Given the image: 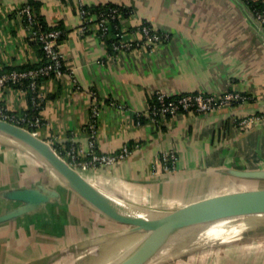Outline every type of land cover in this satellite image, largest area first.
<instances>
[{
  "label": "crops",
  "instance_id": "obj_1",
  "mask_svg": "<svg viewBox=\"0 0 264 264\" xmlns=\"http://www.w3.org/2000/svg\"><path fill=\"white\" fill-rule=\"evenodd\" d=\"M29 1L0 0V68L41 61L22 13ZM36 1L50 25L62 22L68 30L59 45L65 71L41 83L38 100L23 88L0 90V107L17 116L40 115L43 124L32 131L66 161L70 151L77 161L89 160L96 107L97 151L113 153L125 145L133 149L116 165L89 168V175L107 181L100 190L125 199L128 194L111 185L123 182L135 193L148 192L151 199L190 195V203L211 190L258 182L233 174L264 171V26L246 0ZM106 3L131 9L130 16H119L124 39H141V27L148 23L164 40L153 47L111 54L97 34L100 19L94 16L93 30L87 33L79 13L81 6ZM228 90L247 94L250 101L156 123L148 115L157 91L176 96ZM246 118L251 121L244 125ZM2 146L0 264H53L61 249L89 246L123 233L126 225L110 219L61 182L55 183L38 160L27 155L30 152L20 150L23 159L20 151ZM167 151L177 155L172 172L163 168L162 154ZM40 186L49 195L57 194L38 205L8 198L12 191ZM248 189L255 191V187Z\"/></svg>",
  "mask_w": 264,
  "mask_h": 264
},
{
  "label": "water",
  "instance_id": "obj_2",
  "mask_svg": "<svg viewBox=\"0 0 264 264\" xmlns=\"http://www.w3.org/2000/svg\"><path fill=\"white\" fill-rule=\"evenodd\" d=\"M0 134L13 144L32 152L38 160L47 165L58 176L64 186L79 195L98 211L110 219L126 225V233L124 234L123 231L122 236L136 232L145 233L151 230L178 227L191 221L250 219L256 221L257 224L260 223L257 221L264 222V191L197 200L186 204L182 208L168 212H140L124 199L107 194L104 190L93 186L49 142L38 137L30 130L0 118ZM233 174L235 177L246 179H264V171L261 170L235 171ZM45 191L46 189L42 186L40 188L19 189L12 191L8 198L13 201L38 205L49 201L51 195L57 194L53 192L49 195ZM115 239L117 238L108 237V239L101 242ZM157 246L156 243L152 246V249Z\"/></svg>",
  "mask_w": 264,
  "mask_h": 264
},
{
  "label": "built area",
  "instance_id": "obj_3",
  "mask_svg": "<svg viewBox=\"0 0 264 264\" xmlns=\"http://www.w3.org/2000/svg\"><path fill=\"white\" fill-rule=\"evenodd\" d=\"M264 3V0H262ZM22 13L27 19V27L31 31L32 39H38L43 46L47 57V64L38 69H31L29 71H12L10 73H0V90L10 87L11 84L20 83L25 78H30L31 83L29 88L36 93L35 98L38 100L42 98L41 87L42 84L38 82L39 76L47 75L50 72L55 74V77H60L63 74L64 61L62 54L59 51L57 40L62 34L61 30L54 29L46 32H39L35 28V21L32 11L29 6L22 9ZM79 13L83 24L92 21L96 15L100 19V25L103 33L108 30V23L110 19H114L118 16V8H111L107 13L101 14H89V12L80 7ZM95 16V17H96ZM255 18L264 26V7L256 12ZM84 30V28H83ZM85 31V30H84ZM141 39L126 40L121 33L116 34L119 37L118 41L113 44V49L116 53L131 51L140 47H153L156 44L164 40V37L149 25H142L141 27ZM11 83V84H10ZM250 96L241 92L228 90L222 94H206V93H187L178 95V97H172L164 93L163 91H157L154 96V102L150 105L149 117L152 121L159 122L169 117H176L180 114L187 113H199L206 114L217 111L222 108H231L234 106L244 105L250 101ZM37 102V101H35ZM37 104L36 106H39ZM99 112L97 108H94V118L90 125V149L88 152V161H77L75 154L70 151L71 165L78 171L88 172L90 169H97L102 166H113L124 160H126L133 152V149L129 146H123L119 151L113 153H99L96 147V131H97V116ZM139 118L141 114H138ZM0 118L11 122L15 125L30 130L38 129L42 124V117L38 114H25L17 116L10 113L7 109L0 107ZM251 121L250 118H246L242 121V124L246 125ZM73 160V161H72ZM163 168L166 172H172L175 170V164L177 161V155L173 151H167L162 154Z\"/></svg>",
  "mask_w": 264,
  "mask_h": 264
},
{
  "label": "bare ground",
  "instance_id": "obj_4",
  "mask_svg": "<svg viewBox=\"0 0 264 264\" xmlns=\"http://www.w3.org/2000/svg\"><path fill=\"white\" fill-rule=\"evenodd\" d=\"M0 136L5 138L2 134ZM13 145L11 144L10 146ZM27 155L32 159L35 157L38 160L32 152L27 153ZM40 164L50 172L51 178L54 181L60 182L58 176L47 165L44 163ZM86 179L89 182L92 180L90 183L93 182L98 189L99 187L105 186L101 182H107L103 179L100 182L94 175L93 177L88 175ZM250 180L264 181V179ZM199 197L198 200L206 199L204 196ZM141 201L138 202L140 203L139 207L133 205L140 212L148 213L158 211L155 203L147 204ZM163 203L166 205L167 212L182 208L186 205L177 199L163 201ZM99 243L101 242L89 246L77 245L78 247L76 246L70 254L74 253L75 255H80L81 258L84 257V260L78 264H91L92 262H98V264H165L167 258L170 256L182 255L189 262L198 257H208V259L210 257H230L233 255L252 257L264 252V223L257 224L250 219L191 221L178 227L162 228L145 233L136 232L126 234L119 239L104 242L103 244ZM156 243L158 246L152 249V246ZM109 254H113L111 260L107 257ZM63 261L62 264H66V261L69 260L66 257ZM70 261L72 262V259ZM44 264H49V262H45Z\"/></svg>",
  "mask_w": 264,
  "mask_h": 264
},
{
  "label": "rangeland",
  "instance_id": "obj_5",
  "mask_svg": "<svg viewBox=\"0 0 264 264\" xmlns=\"http://www.w3.org/2000/svg\"><path fill=\"white\" fill-rule=\"evenodd\" d=\"M2 144H3L2 147H6V148H9V149L12 148L13 150L15 149L17 151H20L19 148H21V147L15 145V144H14L15 146L14 145L13 146H10L13 143L10 142V140L8 141L7 139H5L2 136H0V145H2ZM4 145H6V146H4ZM24 154H25L24 152L20 151L19 157L21 156L23 159L26 158V157H24ZM27 161H29L30 163H32L30 160H27ZM37 162L42 163L39 160ZM67 162L69 163V162H71V160L69 159ZM33 163H36V162H33ZM37 164H39V163H36V165ZM40 167H43V166L40 165ZM45 170H46V173L48 174V176L50 177V179H52L50 172L47 169H45ZM79 172L82 173L85 177L89 175L87 172H84V171L83 172L82 171H79ZM92 174H94V173H92ZM94 176H95V178H99L98 177L99 176L98 174H97V176L94 174ZM92 177H93V175H92ZM112 180H115V179H112ZM54 182L55 183L56 182L59 183L58 181H54ZM114 182L115 181H113L112 183H114ZM101 183L104 184L105 186L107 184V182L106 183L101 182ZM112 183H111L112 186L113 185L118 186L119 188H122L128 194V196L124 200L127 201L128 203L131 202L130 204H132L134 206H138L139 207L140 206V203H138V202L140 200H142L141 202H145L147 204L155 203L157 205L158 211H162L163 212V211H167L166 205H164L163 201H170V200L173 201V200H176V199H164L162 201L161 198H157V197L151 199L150 198V194L148 192L147 193H143L142 192V193L139 194V193H135L134 190L131 187L126 186L125 184H123V182H118V184H115V183L112 184ZM248 185H249L248 187H253V188L255 187V189H254L255 191L249 190L248 187L246 185H244V184H236V185H231V186H229V187H227L225 189L211 190L209 192H206L202 196L206 197V199H210V198H216V197H220V196H226V195L236 194L237 192L238 193H251V192H256V191L258 192V191H261V190H259V187L262 186L263 184H262V181H258V182H254V183L249 182ZM122 186H124V187H122ZM256 188H258V189H256ZM106 193L109 194L108 191H106ZM189 198H190V195L189 196L181 197V198H179L177 200L178 201H182L184 204H188ZM257 222H260V224H263L264 223V222L262 223L261 221H257ZM118 229H120V228H117L116 230H118ZM126 229H127V226L124 227V234L126 233ZM119 231H122V230H119ZM122 235L123 234L121 233L116 238L118 239ZM109 237H111V236H109ZM109 239H112V238H109ZM98 241H99V239L97 241L91 242V244L98 243ZM99 244H103V243L101 242ZM71 246H73V245H71ZM70 247H68L66 249H61L59 251L60 254H58L57 259L55 261V264L56 263L57 264L58 263L59 264H62L64 262L63 260L66 257L69 260V261H66L67 262L66 264H78V263H80L81 261L84 260L83 259L84 257L81 258L80 255H75L74 253L69 254V255H65L68 252H70L71 250H73L74 248H76V246L74 248L73 247L70 248ZM107 257L110 258V260L113 258L112 254L107 255ZM108 258H106V259H108ZM71 259H72V262L70 261ZM91 264H98V262H95V263L92 262ZM101 264H103V263H101ZM165 264H264V252L259 253L258 255L252 256V257L251 256H245V255H233V256H230V257L229 256H218L217 258H211L210 257L209 259H208V257H204V258L203 257L202 258L201 257H198V258L192 259L191 262H189L188 260H185V257H183V255L182 256H170L169 258H167V261H166Z\"/></svg>",
  "mask_w": 264,
  "mask_h": 264
},
{
  "label": "trees",
  "instance_id": "obj_6",
  "mask_svg": "<svg viewBox=\"0 0 264 264\" xmlns=\"http://www.w3.org/2000/svg\"><path fill=\"white\" fill-rule=\"evenodd\" d=\"M28 6L30 7L33 17H34V21L36 23L35 28L37 30H39V32H46V31H51L54 29H58L62 31V34L60 35V37L57 40V45L59 47V45L65 40L68 30L65 28L64 24L62 22H59L56 25H50L48 23V21L46 20L45 16L41 14V4L36 1V0H30ZM246 6L247 8L250 10V12L253 14V16H256V12L258 10H261L264 7V3L262 0H258V1H251V0H246ZM84 9H86L89 14L93 15V14H101L102 12L107 13L111 8H118V16L115 17L114 19H110L109 23H108V30L106 33L102 32V29H99L97 31V34L99 35V37L105 42L108 51L111 54H116V51H114L113 49V44L118 41L119 37L116 36V34L120 33V29H121V24H120V19L119 16L122 15L123 17H128L131 14V9L128 7H124L121 5H117V4H113V3H106V4H97V5H91V6H83ZM25 23L27 25V19L25 17ZM94 22L93 21H89L86 22L82 25V27L84 28L85 32L89 33L90 32V28H92L93 30V26H94ZM148 23H144L143 25H147ZM90 29V30H89ZM33 44L37 47L38 49V53L40 55L41 61L35 65H24V66H20V67H4V68H0V73H10L12 71H29L31 69H38L43 67L45 64H47L48 60L45 54V51L43 49L42 43L38 40V39H33ZM65 71V66L63 67V72ZM50 78H55V74L53 72L48 73L47 75H43V76H39L37 78L38 82L42 83L45 80H48ZM31 83V79L30 78H25L23 79L20 83H14L11 84L10 86L14 87V88H23L28 90L29 92H31V94L33 96H36V93L33 92L30 88H29V84ZM172 97H178V95L176 96H172ZM154 102V99L152 100V103ZM151 103V104H152ZM141 120L142 123H145L146 120L144 117H140L139 118ZM149 120V119H147ZM130 147V146H129ZM131 148V147H130Z\"/></svg>",
  "mask_w": 264,
  "mask_h": 264
}]
</instances>
